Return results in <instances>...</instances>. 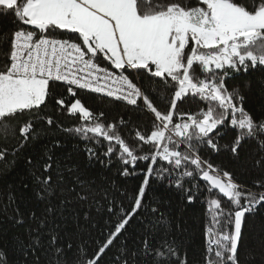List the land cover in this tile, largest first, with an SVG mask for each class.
I'll return each instance as SVG.
<instances>
[{
    "label": "snow or ice",
    "instance_id": "6c2138e0",
    "mask_svg": "<svg viewBox=\"0 0 264 264\" xmlns=\"http://www.w3.org/2000/svg\"><path fill=\"white\" fill-rule=\"evenodd\" d=\"M0 17L15 25L0 34V139L15 141L0 144V169L23 153L27 172L0 203L25 228L0 233V264H192L160 202H146L153 182L205 205L200 264H264V236L262 258L241 259L248 217L264 209V110L235 83L264 75V0H0ZM85 92L139 115L109 121ZM52 130L83 141L88 165L142 174L131 207L62 163L61 139L41 141ZM93 206L111 219L88 242L77 230Z\"/></svg>",
    "mask_w": 264,
    "mask_h": 264
},
{
    "label": "trees",
    "instance_id": "16d2710c",
    "mask_svg": "<svg viewBox=\"0 0 264 264\" xmlns=\"http://www.w3.org/2000/svg\"><path fill=\"white\" fill-rule=\"evenodd\" d=\"M14 28L15 25L11 18L0 17V34L7 33L10 35ZM262 81H264V75L259 72H253L251 75L241 74L235 81L238 85H251V90L248 91L246 107L256 114H259L264 110V90L259 87ZM81 95L86 106L97 111H105L109 121L126 113L134 120L137 119V116L139 115L138 113L128 112V110L119 102H102L96 96L86 92L81 93ZM62 119L65 127L73 126L74 122L72 120L68 118ZM56 138L61 139L63 144V149L57 152V156L62 163H65L67 167L79 165L84 177L94 182V186L97 189L107 190L108 199L114 201L117 207L121 204L125 208L131 207L130 198L142 182V174L125 177L121 176L115 167L109 170L100 165H88L84 152L85 144L83 141L56 130L41 133L42 143L48 144L49 147L51 146L50 142ZM14 143L15 141L13 140L5 142L3 139H0V144H6L9 149H11ZM26 151L31 152V146ZM24 155L25 154L23 153L19 155L16 166L8 168L7 170L0 169V203L5 200V197L12 187L18 186L19 177L27 178V172L23 167ZM214 162L227 165L229 160L227 157H221L215 158ZM241 164L242 161L233 162L231 164L232 170L238 173H243L244 169L241 167ZM153 200L159 201L161 211L168 215L171 227L175 230L176 235L180 237L187 248L192 264H200L201 253L205 248L204 229L207 222L205 205L201 200H197L189 205L174 189L170 190L166 184L156 182L151 183L150 188L146 193V202H152ZM96 207L97 206H93L90 210L92 221L85 222L81 219V228L77 230L78 232L83 233L84 240L88 242H90L89 234H91V237H99L100 233L106 228V222L111 219L106 212H97ZM75 208L81 217L85 211H89L88 204H77ZM75 223V221H72L73 226ZM93 224L95 227L92 226ZM5 229L8 231L5 232ZM262 229H264V209H260L256 215L248 217L247 224L243 230L244 244L241 249L242 261H252L253 259L259 261L262 258L261 238L264 236V231H262ZM24 231L25 228L13 229L9 223L5 222V217L0 215V233L10 236ZM0 243L9 245V240H0ZM77 243H80V241L78 240Z\"/></svg>",
    "mask_w": 264,
    "mask_h": 264
}]
</instances>
